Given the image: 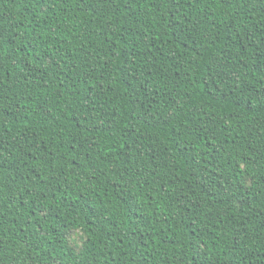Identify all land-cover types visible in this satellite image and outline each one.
I'll list each match as a JSON object with an SVG mask.
<instances>
[{"label":"trees","instance_id":"16d2710c","mask_svg":"<svg viewBox=\"0 0 264 264\" xmlns=\"http://www.w3.org/2000/svg\"><path fill=\"white\" fill-rule=\"evenodd\" d=\"M0 264H264V0H0Z\"/></svg>","mask_w":264,"mask_h":264},{"label":"rangeland","instance_id":"374dc122","mask_svg":"<svg viewBox=\"0 0 264 264\" xmlns=\"http://www.w3.org/2000/svg\"><path fill=\"white\" fill-rule=\"evenodd\" d=\"M73 236L76 238L78 244H80V243H81V238H80V236H79L78 234H73Z\"/></svg>","mask_w":264,"mask_h":264}]
</instances>
